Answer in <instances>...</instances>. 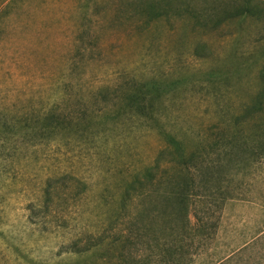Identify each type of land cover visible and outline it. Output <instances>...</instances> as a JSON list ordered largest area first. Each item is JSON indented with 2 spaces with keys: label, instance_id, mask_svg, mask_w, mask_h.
I'll return each mask as SVG.
<instances>
[{
  "label": "trees",
  "instance_id": "obj_1",
  "mask_svg": "<svg viewBox=\"0 0 264 264\" xmlns=\"http://www.w3.org/2000/svg\"><path fill=\"white\" fill-rule=\"evenodd\" d=\"M183 1L86 0L87 6L100 11L91 27L97 46L103 45L97 31L111 20L126 24L147 42L165 45L173 34L172 29L164 33L165 23L176 18H193L194 27L211 33L264 13V8L253 4L264 0L240 4L195 0L199 5ZM79 30L73 27L76 37L71 46L78 44ZM239 34L234 29L225 35L237 40ZM171 56H190L206 64L213 55L202 41L191 49L177 43ZM233 58V63L224 59L207 66L210 96L226 108L232 106L224 89L233 88L235 77L242 80L237 74L255 65L257 86L232 118L226 108L216 110L221 119L205 128L214 135L211 140L200 132L190 134L189 128L175 129L164 101L176 87V79L156 75L140 79L122 72L112 82L85 88L84 94L77 89L74 98L68 92L74 81L65 73L57 80L51 77L50 87L56 90L53 104L20 109L14 118L0 109V177L10 181L5 186L35 177L20 172L29 165L41 172L26 203L28 223L38 226L41 234L64 233L71 210L80 209L89 197L92 205L87 211L95 220L90 231H80L69 240L68 254L81 259L95 255L93 264H194L199 260L212 240L210 230L217 226L211 220L213 211L234 198L225 184L232 168L250 158L264 159V56L237 49ZM116 129L121 131L114 133ZM138 131L145 140L154 135L149 139L155 153L136 145L131 154L120 153L128 137ZM93 160L97 172L104 175L91 183L83 177L81 166ZM90 192H94L91 197ZM82 235L87 236L84 242Z\"/></svg>",
  "mask_w": 264,
  "mask_h": 264
},
{
  "label": "rangeland",
  "instance_id": "obj_2",
  "mask_svg": "<svg viewBox=\"0 0 264 264\" xmlns=\"http://www.w3.org/2000/svg\"><path fill=\"white\" fill-rule=\"evenodd\" d=\"M194 3L199 5L195 0ZM253 4L264 8V3L253 1ZM99 13L91 5L87 6L86 0H0V109H5L7 117L14 118L20 109H43L53 104L56 90L50 87L51 77L57 80L70 73L75 86L68 92L75 98L77 89L84 94L85 88L112 82L116 75L128 71L140 79H148L151 75L176 79V87L167 94L169 98H163L166 99L168 119L176 122V130L189 128L190 134L195 136L200 132L211 140L214 135L205 128L221 119L216 110L226 106L210 96L205 73L207 66L224 59L227 63L235 62L230 56L237 49L246 55L264 56V13L240 26L218 28L211 33L194 27L193 18H176L165 23L164 33L168 29L173 32L165 45L147 42L130 32L126 24L111 20L97 31L103 37V45L98 47L97 35L92 33L91 27ZM74 26L79 27L80 38L78 44L71 46L76 37ZM234 29L241 36L237 40L226 38L225 34ZM202 41L213 55L206 64L190 56L182 59L171 56L177 43L191 49ZM186 65L188 67L184 68ZM258 70V65L243 69L237 74L242 80L236 81L235 77L233 88L224 89L229 92L226 99L232 105L226 108L229 118L250 100L257 86ZM78 80L79 84H76ZM8 109L12 113L8 114ZM150 137L145 140L139 131L131 134L120 153L131 154L132 145H136L153 155L156 150L153 153ZM187 140L193 143V138ZM105 153L112 154L110 151ZM104 160H108V155ZM81 170L83 177L91 183L102 180L104 175L97 172L95 160L81 166ZM20 172L35 177L9 188L5 186L10 182L6 176L0 177V264H93L95 255L81 259L65 251L73 235L91 230L95 220L89 212L92 200L88 197L80 209L71 210L64 233L41 234L38 226L28 223L26 210L41 172H36L33 165ZM225 182L234 198L218 210H212L211 220L217 226L210 230L212 240L194 264H216L264 230V159L250 158L248 162L234 166ZM93 194L90 192L89 196ZM80 237L83 242L87 238L86 235Z\"/></svg>",
  "mask_w": 264,
  "mask_h": 264
},
{
  "label": "crops",
  "instance_id": "obj_3",
  "mask_svg": "<svg viewBox=\"0 0 264 264\" xmlns=\"http://www.w3.org/2000/svg\"><path fill=\"white\" fill-rule=\"evenodd\" d=\"M216 264H264V230Z\"/></svg>",
  "mask_w": 264,
  "mask_h": 264
}]
</instances>
